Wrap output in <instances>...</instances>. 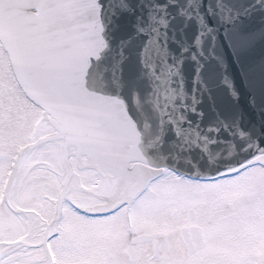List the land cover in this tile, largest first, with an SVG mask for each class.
Instances as JSON below:
<instances>
[{
	"label": "snow or ice",
	"instance_id": "obj_1",
	"mask_svg": "<svg viewBox=\"0 0 264 264\" xmlns=\"http://www.w3.org/2000/svg\"><path fill=\"white\" fill-rule=\"evenodd\" d=\"M0 264H264V0H0Z\"/></svg>",
	"mask_w": 264,
	"mask_h": 264
},
{
	"label": "water",
	"instance_id": "obj_2",
	"mask_svg": "<svg viewBox=\"0 0 264 264\" xmlns=\"http://www.w3.org/2000/svg\"><path fill=\"white\" fill-rule=\"evenodd\" d=\"M191 34L189 33V43ZM234 79L236 80L237 84H241V81L238 76V69L234 68ZM195 74V68L189 62H185V76L187 77V91L189 93V99L193 92V78ZM195 87H199L196 85ZM210 87L212 89V96L213 98L210 100L207 95L202 98L201 104L203 109L208 113L209 118L211 119L214 116L213 109L216 108L217 110L221 108H233L230 99L227 95V89L220 84L219 77L214 78L211 81ZM241 92L243 93L242 99L240 101L239 107L242 108L243 112L245 113V119L243 124L247 125H256L257 127L260 124V117L257 113H255L252 109L248 106L247 101V92L244 91L243 86L241 85ZM235 110V109H233Z\"/></svg>",
	"mask_w": 264,
	"mask_h": 264
}]
</instances>
